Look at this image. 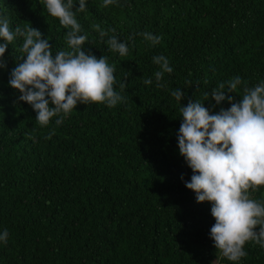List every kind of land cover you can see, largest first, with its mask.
<instances>
[{"label":"trees","instance_id":"16d2710c","mask_svg":"<svg viewBox=\"0 0 264 264\" xmlns=\"http://www.w3.org/2000/svg\"><path fill=\"white\" fill-rule=\"evenodd\" d=\"M0 264H264V0H0Z\"/></svg>","mask_w":264,"mask_h":264},{"label":"rangeland","instance_id":"374dc122","mask_svg":"<svg viewBox=\"0 0 264 264\" xmlns=\"http://www.w3.org/2000/svg\"><path fill=\"white\" fill-rule=\"evenodd\" d=\"M258 126H263L261 121H258ZM229 249L228 241L224 243L223 252H227Z\"/></svg>","mask_w":264,"mask_h":264}]
</instances>
